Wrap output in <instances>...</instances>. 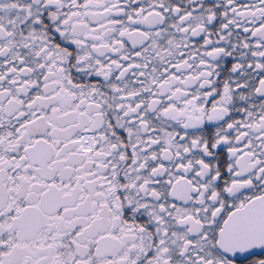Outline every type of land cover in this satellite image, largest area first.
Returning a JSON list of instances; mask_svg holds the SVG:
<instances>
[{
  "label": "snow or ice",
  "instance_id": "6c2138e0",
  "mask_svg": "<svg viewBox=\"0 0 264 264\" xmlns=\"http://www.w3.org/2000/svg\"><path fill=\"white\" fill-rule=\"evenodd\" d=\"M0 264H264V0H0Z\"/></svg>",
  "mask_w": 264,
  "mask_h": 264
}]
</instances>
